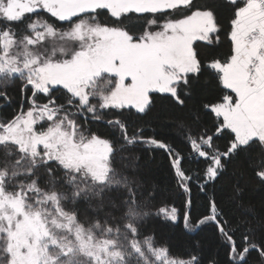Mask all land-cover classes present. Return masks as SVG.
Masks as SVG:
<instances>
[{"label":"snow or ice","instance_id":"6c2138e0","mask_svg":"<svg viewBox=\"0 0 264 264\" xmlns=\"http://www.w3.org/2000/svg\"><path fill=\"white\" fill-rule=\"evenodd\" d=\"M229 4L230 54L221 59L197 44L219 42L209 0H0V111L14 103L10 90L20 94L19 110L0 115V264H202L198 242L183 258L144 234L150 217L175 223L178 210H152L156 190L140 174L137 145L167 153L186 232L211 223L227 264H264V209L241 198V181L264 186V0ZM205 67L226 91L203 105L217 118L214 132L199 115L179 121L187 155L123 116L146 114L153 93L183 107ZM109 111L110 139L88 126ZM225 134L221 150L214 141ZM237 158L245 165L231 173L238 215L213 195L193 222L194 179L203 192ZM185 159L205 166L192 172Z\"/></svg>","mask_w":264,"mask_h":264},{"label":"trees","instance_id":"16d2710c","mask_svg":"<svg viewBox=\"0 0 264 264\" xmlns=\"http://www.w3.org/2000/svg\"><path fill=\"white\" fill-rule=\"evenodd\" d=\"M217 8V16L220 25L219 42L213 45H205V42H197L203 54L210 56H218L223 59L226 54H230V41L227 33L230 31V20L234 7L229 4V0H209ZM43 16L48 18V14ZM35 17V16H34ZM54 20V18H51ZM103 22L106 19V12L99 16ZM30 18H26L25 23ZM64 27L69 25L64 24ZM207 64V59L205 60ZM212 73L211 69L205 67L200 74L199 83L195 91L190 97L185 98L183 107L175 106L173 102L164 94L153 93V105L150 110L143 115L135 114V110H123V116L128 118L130 124L142 126L145 129V136L155 135L157 139H163L167 143H171L177 149L187 155L189 148L183 143L181 130L178 127L179 121L183 120L190 123L194 114L200 117V127H207L212 132V124L216 121L214 113L203 110V105L217 102V98L221 97L226 90L222 89L218 79ZM30 94V93H29ZM14 103L0 111V115L14 114L19 110V89L18 87L10 90ZM54 96L59 97L58 103L65 101L63 89L53 92ZM183 96V91H181ZM2 103V102H0ZM27 105L25 106V108ZM114 111V110H113ZM113 111H109L104 120L90 121L89 127L92 131L99 134L102 138H111L112 130L106 125V120L112 118ZM123 118V117H122ZM131 131V128H130ZM224 150L228 142L227 134L220 136L214 141ZM133 154L139 156V171L146 186L151 190L153 186L156 190L155 199L152 201V210L155 211L161 206H174L178 210V219L175 223L165 221L160 217H150L144 228V234H154L157 245L167 244L170 246V255L181 256L187 258L185 253L190 252L195 243H199V255L202 257V264H209V260L215 259L218 264H227V248L222 243L217 234L215 226L211 223L202 225L195 233H188L184 230L183 214L185 208V197L178 195L175 179L167 153L162 149L137 145L133 149ZM204 162L184 161L183 167L191 169H202ZM244 161L240 158L235 159L228 168V173L218 179L215 184L209 183L205 191H200L194 179L192 183V200L193 204L190 209L193 222L203 215L207 214V204L210 197L215 196L218 206L224 210L233 219L238 215L235 204L231 202V188L234 179L231 176L233 168L243 169ZM191 174V173H190ZM244 184L242 199L254 206L257 210L264 209V186L258 185L254 181H241ZM235 214V215H234Z\"/></svg>","mask_w":264,"mask_h":264},{"label":"rangeland","instance_id":"374dc122","mask_svg":"<svg viewBox=\"0 0 264 264\" xmlns=\"http://www.w3.org/2000/svg\"><path fill=\"white\" fill-rule=\"evenodd\" d=\"M29 18H30V20H34V19H36V17H34V16H30ZM44 18H47V17L44 16ZM54 19H55V18H54ZM67 27H68V26H67ZM153 30H156V29L154 28ZM25 110H26V108H25ZM44 127H47V125L45 124Z\"/></svg>","mask_w":264,"mask_h":264}]
</instances>
